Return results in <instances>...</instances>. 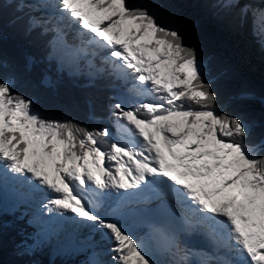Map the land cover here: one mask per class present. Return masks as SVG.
I'll return each mask as SVG.
<instances>
[{
  "label": "snow or ice",
  "instance_id": "snow-or-ice-1",
  "mask_svg": "<svg viewBox=\"0 0 264 264\" xmlns=\"http://www.w3.org/2000/svg\"><path fill=\"white\" fill-rule=\"evenodd\" d=\"M217 7L264 32V0ZM235 74L171 0H0V216L33 228L3 264H264V95Z\"/></svg>",
  "mask_w": 264,
  "mask_h": 264
},
{
  "label": "trees",
  "instance_id": "trees-1",
  "mask_svg": "<svg viewBox=\"0 0 264 264\" xmlns=\"http://www.w3.org/2000/svg\"><path fill=\"white\" fill-rule=\"evenodd\" d=\"M178 8L186 26L195 25L201 37L205 52L234 67L236 74L230 82L233 89L246 88L256 97L264 95V36L256 29L251 18L238 23L235 13H227L217 7L220 0H171ZM241 4L252 3L254 0H240ZM34 56L37 61L42 56V49L38 46H26L23 52ZM37 76L47 72L54 79L55 68L45 63L34 65ZM93 93L85 88L77 87L67 78L61 79L54 92L46 93L53 104L66 102L69 99L76 104H69L71 114L77 119L87 122V108L83 101ZM94 98V97H93ZM257 114L262 110L259 99L253 102ZM0 223H6L3 228L2 246H0V264L4 261L19 259L12 255L15 244L27 239L33 232L27 220H19L15 215L0 216ZM33 259L40 264H83L85 259H65L60 256L51 258L49 250L37 254Z\"/></svg>",
  "mask_w": 264,
  "mask_h": 264
},
{
  "label": "rangeland",
  "instance_id": "rangeland-1",
  "mask_svg": "<svg viewBox=\"0 0 264 264\" xmlns=\"http://www.w3.org/2000/svg\"><path fill=\"white\" fill-rule=\"evenodd\" d=\"M255 1V3L257 4H260L261 3V0H254ZM254 3V4H255ZM262 36H264V32H262L261 31V29H260V26L258 25L257 26V29H256ZM4 198L3 197H1V194H0V201H2ZM22 207H24V205H22ZM25 207H27L26 205H25ZM12 215V214H11ZM20 215V213H17L15 216L16 217H18ZM23 219H28V217L27 216H24V218ZM23 219H19V220H23ZM50 252V255H51V258H54L55 256H60V257H63V258H65V259H75V258H77V254L76 253H71V254H63V253H60V254H58L59 252H57V251H49ZM82 254H84V253H82V252H80L78 255H80V257L82 256ZM85 256V255H84ZM84 259H86V256L85 257H83Z\"/></svg>",
  "mask_w": 264,
  "mask_h": 264
},
{
  "label": "bare ground",
  "instance_id": "bare-ground-1",
  "mask_svg": "<svg viewBox=\"0 0 264 264\" xmlns=\"http://www.w3.org/2000/svg\"><path fill=\"white\" fill-rule=\"evenodd\" d=\"M18 195H19L18 193L11 191V194H10V197L9 198L11 200H14ZM71 253H73V252H71ZM71 253H69V254H71ZM74 253L79 254L78 252H74ZM82 255H85V254H82Z\"/></svg>",
  "mask_w": 264,
  "mask_h": 264
}]
</instances>
